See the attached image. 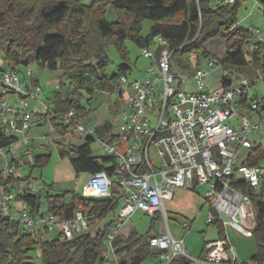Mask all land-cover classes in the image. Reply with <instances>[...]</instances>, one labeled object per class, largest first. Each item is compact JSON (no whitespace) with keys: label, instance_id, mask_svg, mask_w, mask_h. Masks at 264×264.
Returning <instances> with one entry per match:
<instances>
[{"label":"built area","instance_id":"obj_1","mask_svg":"<svg viewBox=\"0 0 264 264\" xmlns=\"http://www.w3.org/2000/svg\"><path fill=\"white\" fill-rule=\"evenodd\" d=\"M236 1L211 0V5L223 8ZM237 26L238 23L231 30ZM248 32L245 58L250 66L254 51L258 46H264V30L253 28ZM152 43L155 52L142 48L143 57L152 60L145 77L130 82L127 75L120 76L116 94L123 100V108L115 118L119 124L115 126L114 120L106 123L109 128L100 138L95 136L96 126H86L76 111L58 115L47 108L43 95L39 93V84L36 81L31 86L23 83L17 68L0 72V135L14 140L8 147H0V161L6 165L3 176H13L19 163L17 152L21 148L26 149L20 155L31 156L34 150L40 153L38 155L45 154L48 138L30 139L28 132L48 118L60 138L68 137L73 144L76 140L85 142L91 137L103 146L105 158L111 161L107 164L111 174L106 171L89 174L83 192L88 198L103 200L120 196L124 201L107 233L103 264H109L110 252L114 254V243L124 222L136 212H144L152 218L160 214L167 220L164 202L173 200L174 189L193 190L207 186L205 199L211 208L207 223L224 216L229 220L223 222L224 226L251 237L252 233L246 229L250 196L235 189L233 184L242 182L247 189L258 190L264 183V166L261 165L264 156L258 164H249L251 158L257 156L256 150H264V99L250 96L254 80L243 77L212 90L206 84L209 71L198 67L192 76L197 91L186 93L177 87L179 77L172 68L174 53L168 41L158 36ZM207 65L208 68L218 66L219 60L210 57ZM32 75L29 68L24 77ZM7 96L11 100H7ZM28 98L40 104L47 113L35 114L26 101ZM53 121L65 128V133L59 132ZM52 142L60 145L58 140ZM70 146L65 149L66 153L74 156L70 148L75 145ZM113 184L118 186L119 194L111 191ZM25 190L31 195H44L29 187H21L19 193ZM15 197L13 192L0 187V216L12 217ZM18 222L25 233L32 236L57 229L67 241L90 234L92 228L82 211H77L71 219L63 220L50 211L31 214L24 210ZM182 227L185 231L190 230L188 224ZM149 244L160 252L158 258L164 264H170L178 257L189 259L184 241L176 240L169 231L151 238ZM205 250V263H223L230 254L233 263H239L227 239L209 243Z\"/></svg>","mask_w":264,"mask_h":264},{"label":"trees","instance_id":"obj_2","mask_svg":"<svg viewBox=\"0 0 264 264\" xmlns=\"http://www.w3.org/2000/svg\"><path fill=\"white\" fill-rule=\"evenodd\" d=\"M108 7L117 15L118 22L115 24L106 21ZM239 7L240 0L223 8L212 6L211 0H92L88 5L80 0H10L7 9L0 14V50L9 69L32 64V58L27 53L35 50V62L52 72L62 71L69 95L63 99L60 92L56 93L53 111L58 115H66L74 110L79 119L84 120L90 114L70 97L78 90H85L90 95L95 92L114 94L120 76L127 74L128 68L124 66L118 74L111 77L105 75L108 65L105 50L107 42H114L122 49L125 40L133 39L142 48H147L153 45L155 37L160 36L168 41L174 54H198L209 59L213 56H210L206 46L213 41H222L226 52L218 66L223 71L246 69L249 65L245 58V44L250 34L239 26L231 30L237 24ZM30 15H34L33 23L28 20ZM145 19L159 25L152 29L148 39L142 41L138 34ZM45 26L56 29V33L42 32ZM35 35L42 38L38 48L34 47L32 39ZM175 38H187L189 42L182 48H175ZM252 65L264 75V46H258L254 51ZM5 71L0 69V72ZM231 82L230 76L221 78L223 86ZM64 86L62 84V88ZM52 123L56 128L59 127V132L65 133V128L54 121ZM108 128V124L96 126L95 136H104ZM13 141L0 135L1 148L8 147ZM94 141V138L88 137L82 145L70 148L74 156L67 155L66 150L60 151L62 157L70 159L77 176L100 171L111 174V169L107 168L111 162L109 159L93 157L90 146ZM256 153H260V150H256ZM49 159L50 155L41 154L35 156L34 162L37 167H41ZM258 163V159L249 161L250 165ZM18 181L14 176L5 177L0 173V187L7 191H11ZM233 185L250 196V216L246 225L257 247L251 263L264 264V183L258 190L247 189L242 182ZM111 191L120 193L115 184ZM64 198L65 195L47 196L50 205L47 211L63 220L71 219L77 211H82L91 225L102 221L118 207L121 200L120 196L100 200L73 195L71 203L67 204ZM15 202L22 206L20 213L26 210L25 206H29L31 214H42L40 194L31 195L25 190L16 195L13 204ZM112 223L101 226L94 235L90 233L67 241L58 231V238L43 242L37 237L50 234L48 230L32 236L25 233L18 220L0 216V264H35L32 257L35 252L40 254V264H103L107 252L105 240ZM211 224L217 226L224 237L222 239H226L223 224L219 221ZM157 236L155 232L148 236L132 232L125 243L118 238L114 243L117 264H143L148 258L157 257L160 252L149 244L150 239ZM203 253L206 254L205 248ZM189 263V259L178 257L170 264Z\"/></svg>","mask_w":264,"mask_h":264},{"label":"rangeland","instance_id":"obj_3","mask_svg":"<svg viewBox=\"0 0 264 264\" xmlns=\"http://www.w3.org/2000/svg\"><path fill=\"white\" fill-rule=\"evenodd\" d=\"M9 1L10 0H0V14L7 9ZM80 1L83 4L88 5L92 0ZM105 18L109 24H115L118 22L117 15L113 12L111 7L107 8ZM28 20L30 23H33L34 15H30ZM236 22L239 27L245 31H251L253 28L264 30V8L262 7L261 2L258 0H240V7L236 15ZM158 25L159 23L157 22L145 19L142 22L138 37L142 41L148 39L151 35L152 29ZM46 31L48 34H55L57 30L45 26L42 28V32ZM32 39L35 48L41 46L42 38L40 36L35 35ZM188 42L189 40L187 38H175L173 44L175 48H182ZM147 48L153 52L156 51L154 45H149ZM105 50L108 58V65L105 70V75L107 77L118 74L120 69L126 66L128 68L126 75L129 81L133 82L145 77V71L152 63L151 59L143 57L142 46L136 43L133 39L125 40L122 49H120V47H118L114 42H107ZM206 50L210 56L221 60L225 56L226 46L222 41H213L206 46ZM34 55L35 50L27 53V56H31L32 58V64L28 67L18 66L17 71L19 72L21 81L28 86H31L34 81L39 84L41 88L39 93L43 95V101L45 102L46 107L54 109V103L56 102L57 95L56 93L60 92L63 99L68 97V84L63 78L62 71H50L40 63L35 62ZM207 62L208 59L202 58L201 55L198 54H184L181 52L174 54L171 64L174 73L179 77L177 80V87L186 93H196L197 89L194 81L192 80V76L198 67H204L210 73L206 80V84L209 89L215 90V87H217L216 85L220 84V80L223 76H230L232 80H239L243 77H247L255 82L250 90V96L264 99V75L263 78H258L262 75V73L257 71L253 65H250L243 70L237 69L233 71H223L220 66L208 68ZM29 68L33 71L32 77H24ZM0 69L9 70L8 65L3 59V53L1 50ZM62 84L65 85L63 88ZM10 96H7L6 99L11 100ZM70 99L76 100L80 106L90 114L86 119H84V124L86 126L103 125L112 120H114L115 126L119 124V121L115 119V113H118L123 108V100L116 93L107 94L103 92H95L93 95H90L85 90H78V92L74 96H71ZM26 101L31 105L35 114L45 115L47 113L46 109L31 98H28ZM69 133H72V129H69ZM42 136L48 138V141L45 142L48 149L44 153L45 155H50L49 161L41 167H37L35 165L34 158L40 153L35 152L34 150L31 156L20 155V153H23L26 149L21 148L20 151L17 152L19 163L13 174V176L19 181L12 188V190H10L15 195L19 193L21 187H29L43 192L44 195L41 197L40 213L46 214L48 210L47 196L55 197L58 195H65L64 202L67 204L71 203L73 195L86 198L87 194L83 192V186L87 183L89 175L81 174L77 176L71 166L70 159L67 156L62 157L60 154V151H65V149L70 147V145H82L84 143L83 140H76V142L72 144L70 138H60V136L55 133L49 118L28 132V138L30 139H39ZM54 139L56 141L58 140L60 144L59 146L52 142ZM90 148L93 153V157L98 159L106 157V152L99 141H94ZM242 153L245 152L242 151ZM263 156L264 150H261L256 157L251 158V161L255 159L260 160ZM261 165L264 166V162H262ZM5 166V162L0 161V173L4 171ZM27 184H29V186H27ZM207 191V186H199L193 190L174 189L173 200L164 202V211L167 218L166 221L162 216H159V218H152L144 212L138 211L124 222L120 238L124 240L127 237V233L132 230H135L140 236H148L153 232H164L168 227L175 239H177L178 236L180 239L185 237V250L188 258L190 260L198 258L203 249L204 240L206 237H209L211 231H213L211 227H207L206 221L209 214L208 210L210 208V204L205 199ZM123 204L124 201L121 199L118 207L114 211L107 214L102 221L94 222L92 224L91 233L94 235L98 229L101 228V226H107L113 222L119 215ZM14 205L16 208L12 209V217L18 220L20 217L19 209H21L22 206L16 202ZM25 209L29 211L30 207L25 206ZM194 218V226L188 233H186L181 228L182 223L188 222L190 224V220ZM222 220L224 223L229 221L228 218L224 216L222 217ZM228 229L231 233L236 234L231 228ZM246 229L250 231L248 227H246ZM207 231L208 234H205ZM58 237L59 232L55 229L50 234H40L37 238L46 242L54 240ZM246 238H249L250 242H253L257 253L254 238L248 236H246ZM39 256V252L32 254L35 264H40ZM115 260L116 258L111 251L109 255V264H116ZM143 264H152V261L149 259L143 262Z\"/></svg>","mask_w":264,"mask_h":264},{"label":"crops","instance_id":"obj_4","mask_svg":"<svg viewBox=\"0 0 264 264\" xmlns=\"http://www.w3.org/2000/svg\"><path fill=\"white\" fill-rule=\"evenodd\" d=\"M220 85H221V80H220V84H219V85H216L217 87H215V89L219 88ZM97 126H100V125H97ZM88 175H89V174H88ZM12 207H13V208H16L14 204H12ZM202 208H203V206H202ZM210 209H211V208H209L208 211H210ZM159 216L161 217L160 214H157L155 217L159 218ZM155 217H154V218H155ZM194 220H195V218L192 219V220H190V224H189L188 222H183L182 225H183V224H188L189 227H190V230H191V228H192V227L194 226V224H195ZM206 221H207V219H206ZM217 221H219L220 223L223 224V220H222V218L217 219ZM182 225H181V228H182V230H184L183 227H182ZM207 227H208V228L211 227V229H212L213 231H211V234L209 235V237H206V239L204 240V246H203V249H202V251H201L199 257L196 258V259H191L189 264H209V263H205V262H204V256H205L204 254H205V253H203V250H204L205 246H206L207 244H209V243H213V242H216V241L222 240V238H224V237L221 235L220 229H219L217 226H215V225H213V224H208V223H207ZM228 228H231V227H229V226H224V225H223V235H224L225 238L228 240V243H229V245L231 246V248L233 249L234 254L236 255V257H237L239 263H233V261H232V259H231V258H232V255L230 254L229 257H228V259H227L225 262H223V263H219V264H246V263H248V264H253V263H251V259H252V258L254 257V255L256 254V248H255V245L253 244V242H250V239H249V238H246L245 235L240 234V233L236 232L235 230H233V229L231 228L232 231H234V233L237 234V236H236V234L231 233V232L229 231ZM190 230H189V231H190ZM168 231H169L170 234L173 236L171 230H169L168 227H167V230L164 231V232H155V233H156L157 235H162V234H164V233H166V232H168ZM184 231H185V230H184ZM189 231H185V232L188 233ZM132 232H136V231H135V230H132V231L128 232L127 235H126L127 237H126L124 240H122V239L120 238L121 233H122V228H121L120 235H119L118 238L120 239L121 242L125 243V242L127 241L128 237L130 236V234H131ZM205 234H208V231L205 232ZM207 236H208V235H207ZM173 237H174V236H173ZM118 238H117V239H118ZM251 238H252V237H251ZM176 240H178V241L183 240V241H184V246H185V244H186V242H185V237H183L182 239H180V237L178 236V238H177ZM122 245H124V244H122ZM234 254H233V255H234ZM114 256H115V255H114ZM149 259H151L152 264H164V262H163L162 260H160V259L158 258V256H157V257H150V258H148L147 260H149ZM115 262H116V264H117V260H115Z\"/></svg>","mask_w":264,"mask_h":264},{"label":"water","instance_id":"obj_5","mask_svg":"<svg viewBox=\"0 0 264 264\" xmlns=\"http://www.w3.org/2000/svg\"><path fill=\"white\" fill-rule=\"evenodd\" d=\"M258 1H260L261 4L264 6V0H258Z\"/></svg>","mask_w":264,"mask_h":264}]
</instances>
